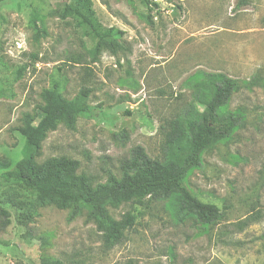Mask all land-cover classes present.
<instances>
[{
  "label": "rangeland",
  "instance_id": "rangeland-1",
  "mask_svg": "<svg viewBox=\"0 0 264 264\" xmlns=\"http://www.w3.org/2000/svg\"><path fill=\"white\" fill-rule=\"evenodd\" d=\"M90 1L89 11L82 0L0 2V173L22 157L18 128L25 113L40 118L45 91L86 90L88 111L49 131L37 161L77 160L75 173L99 184L120 177L134 146L160 157L161 126L192 101L201 72H222L240 83L228 109L244 125L186 178L221 215L205 224L153 201L108 204L116 220L137 216L109 246L85 211L70 217L0 183L11 213L0 264H40L42 252L64 264H264V0H157L152 22L144 0Z\"/></svg>",
  "mask_w": 264,
  "mask_h": 264
},
{
  "label": "trees",
  "instance_id": "trees-1",
  "mask_svg": "<svg viewBox=\"0 0 264 264\" xmlns=\"http://www.w3.org/2000/svg\"><path fill=\"white\" fill-rule=\"evenodd\" d=\"M144 2L147 18L152 22L150 12L157 4L152 0ZM90 4V0H82L80 7L89 11ZM66 9L73 10L71 7ZM85 19L88 21L87 15ZM201 74L192 101L160 128L163 135L160 157L151 158L143 147L134 146L130 156L121 162L120 177L109 174L107 181L99 184L75 173L79 165L77 160L59 156L42 164L37 161L42 141L49 131L60 122L73 128L76 116L88 111L86 90L71 100L64 98L57 89L45 91L40 118L35 121L36 117L30 113L23 115L22 125L18 128L24 137L22 157L12 169L0 173L1 185L16 186L41 204L53 202L69 208L70 217L85 211L87 219L96 223L109 246L122 238L124 230L133 227L137 217L126 212L119 220L112 218L107 205H117L121 201L131 200L141 205L153 201L177 216L197 217L202 223H213L220 217V209L196 197L186 185V178L202 165L205 152L229 140L244 125L245 116L240 110L228 109L232 94L240 87L238 80L222 72ZM246 85L250 87L251 83ZM199 105L203 108L199 109ZM7 165L0 162L1 168L5 169ZM10 224L11 213L0 204V230ZM40 264L64 263L42 252Z\"/></svg>",
  "mask_w": 264,
  "mask_h": 264
},
{
  "label": "built area",
  "instance_id": "built-area-1",
  "mask_svg": "<svg viewBox=\"0 0 264 264\" xmlns=\"http://www.w3.org/2000/svg\"><path fill=\"white\" fill-rule=\"evenodd\" d=\"M152 2H154V3L158 4L157 0H154V1H152ZM150 6H151V7H153V4H152V5H150ZM153 9H157V5H156L155 7H153Z\"/></svg>",
  "mask_w": 264,
  "mask_h": 264
}]
</instances>
